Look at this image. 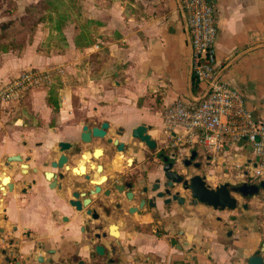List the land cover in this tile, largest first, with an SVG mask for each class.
<instances>
[{"label": "crops", "instance_id": "1", "mask_svg": "<svg viewBox=\"0 0 264 264\" xmlns=\"http://www.w3.org/2000/svg\"><path fill=\"white\" fill-rule=\"evenodd\" d=\"M211 2L217 15L215 52L222 78L242 93L252 116L264 121V0ZM13 13L0 6V86L28 67L46 69L62 64L65 71L74 74L93 70L86 74L99 75L93 83L96 89L74 92L104 90L105 103L127 111L121 117L125 120L152 125L154 137L162 127L165 107L176 99L194 100L204 89L192 75L186 15L178 0H83L82 8L74 6L69 11L62 28L64 40L52 28L54 13L52 20L48 13L43 16L31 35L13 33L17 23ZM17 103H8L1 112ZM15 113L12 111L11 119ZM18 121L12 124L22 126ZM20 129L8 126L7 116L0 114V159L7 156V135L19 134ZM197 154L209 171L206 181L239 178L233 164L242 165L246 171L255 163L244 141L225 143L214 158L204 150H197ZM4 175L5 169L0 171L1 181ZM0 192H5L2 183ZM4 211L7 214V201L0 202V215ZM18 220L14 211L11 220L0 217V229H4L0 234V264L23 262L21 252L12 258L7 253V228ZM179 226L183 229L182 249L167 245L150 232L133 235L136 248L132 252L121 248L116 264H144L146 257L155 264H246V257L264 241V191L235 209L188 203L183 219L171 217V239ZM16 241L19 243L18 237Z\"/></svg>", "mask_w": 264, "mask_h": 264}, {"label": "flooded vegetation", "instance_id": "2", "mask_svg": "<svg viewBox=\"0 0 264 264\" xmlns=\"http://www.w3.org/2000/svg\"><path fill=\"white\" fill-rule=\"evenodd\" d=\"M53 94L57 105L48 103V114H14L15 124L26 118L18 135H7L0 159V171L7 170V182L0 180L7 214L0 217L11 220L14 211L19 218L7 228L8 256L21 252L22 264L33 255L36 264H116L121 248H136L133 235L148 232L171 246V217L183 219L193 204V177L217 187L199 173L205 160L191 159L182 144L172 147L162 127L154 137L152 125L121 118L127 111L105 103L104 90L74 92L68 104ZM238 185L228 188L246 201L251 195L234 191ZM182 232L180 226L174 232L181 249Z\"/></svg>", "mask_w": 264, "mask_h": 264}, {"label": "built area", "instance_id": "3", "mask_svg": "<svg viewBox=\"0 0 264 264\" xmlns=\"http://www.w3.org/2000/svg\"><path fill=\"white\" fill-rule=\"evenodd\" d=\"M178 1L186 15L192 75L204 89L194 100L176 99L165 107L163 131L171 146L182 144L187 155L192 150H204L214 158L225 143L244 141L255 163L246 171L240 164H233L232 168L242 181L259 183L264 180V121L252 116L242 93L222 78L215 52L216 9L211 0ZM64 70L62 64L22 69L0 86V110L8 103L20 102L31 90L49 88L55 76H64Z\"/></svg>", "mask_w": 264, "mask_h": 264}, {"label": "rangeland", "instance_id": "4", "mask_svg": "<svg viewBox=\"0 0 264 264\" xmlns=\"http://www.w3.org/2000/svg\"><path fill=\"white\" fill-rule=\"evenodd\" d=\"M21 0H0V6L6 7L7 10H13L16 14L17 23L13 24L12 31L13 33H22L31 35L34 31V27L37 23L40 21L42 22L43 16L47 14L44 7V1L38 0V2H35V0H22V3H27L26 6H23L22 3H20ZM76 4L80 6V8L83 7V0H76ZM22 27V28H21ZM58 64L51 65L57 66ZM83 66V65H82ZM85 66V65H84ZM84 68V67H83ZM65 69V68H64ZM88 72H94L91 71H85V72H67L64 70L62 75H64L63 80H59L62 77L55 76V79L53 81V84L48 88L49 94L54 92H60L62 93L63 100H65V103H69V98L71 94L75 90H82L81 88H87V89H96V87H93V83L98 80L99 75H94L93 73H90V75H87ZM60 75V74H58ZM88 76V78H87ZM85 77V78H84ZM99 88V87H98ZM47 89V88H46ZM58 89H63V91H58ZM47 91V90H46ZM46 91L44 92L43 87H38L34 91L30 92L26 98H24L22 101L17 103L16 105L7 106V109L3 112L0 110V114L3 113L4 116H7V125L14 127V128H22L23 126L13 125V119H11V113L12 111L19 112V114L27 113V119L29 118H35V114L40 111L41 114H48L49 107L45 106L47 94L45 95ZM47 104V103H46ZM23 111V112H21ZM28 111H31L32 114H29ZM19 119H21L24 116L19 115ZM26 118V117H24ZM21 121L19 120L18 123ZM18 132H14L12 135H17ZM199 173L203 176H206V174H209V171L207 170L206 166H203L200 168ZM7 177V175H4ZM219 179V178H218ZM217 178L210 180H207V182H210L212 187H215L216 185H219L220 183L228 182L230 185H236L240 184L243 181L240 178H233L231 177L230 181H222L218 180ZM233 181V182H232ZM234 197L237 198L238 204L242 203L244 200L238 195L234 194Z\"/></svg>", "mask_w": 264, "mask_h": 264}, {"label": "water", "instance_id": "5", "mask_svg": "<svg viewBox=\"0 0 264 264\" xmlns=\"http://www.w3.org/2000/svg\"><path fill=\"white\" fill-rule=\"evenodd\" d=\"M143 137L149 138L148 135H144ZM196 155L197 151L192 150L190 158L192 159ZM228 186L229 183L224 182L210 189L199 175H195L188 185V191L190 197L194 200L193 204L202 203L213 209H235L238 205V201L237 198L232 195ZM261 190L264 191V180H261L259 183H247V181H243L234 189V191H239L243 196H253ZM244 207H246V205H244ZM176 242L175 239H172L171 246L176 249H181L179 245L175 246ZM31 258L33 262L36 261L34 255ZM245 261L246 264H264V241L261 243L259 250L247 256Z\"/></svg>", "mask_w": 264, "mask_h": 264}, {"label": "trees", "instance_id": "6", "mask_svg": "<svg viewBox=\"0 0 264 264\" xmlns=\"http://www.w3.org/2000/svg\"><path fill=\"white\" fill-rule=\"evenodd\" d=\"M44 9L48 13L49 19L52 20V13H54L55 20L54 25L52 26L53 30L57 36L64 40V35L62 33V28L67 23V20L70 16L69 11L72 7H78L76 0H43ZM48 103L51 105H57L56 97L53 93L48 97Z\"/></svg>", "mask_w": 264, "mask_h": 264}, {"label": "bare ground", "instance_id": "7", "mask_svg": "<svg viewBox=\"0 0 264 264\" xmlns=\"http://www.w3.org/2000/svg\"><path fill=\"white\" fill-rule=\"evenodd\" d=\"M2 182L3 183H6L7 182V178L4 177L3 180H2Z\"/></svg>", "mask_w": 264, "mask_h": 264}]
</instances>
